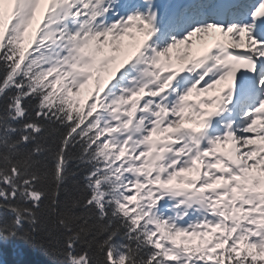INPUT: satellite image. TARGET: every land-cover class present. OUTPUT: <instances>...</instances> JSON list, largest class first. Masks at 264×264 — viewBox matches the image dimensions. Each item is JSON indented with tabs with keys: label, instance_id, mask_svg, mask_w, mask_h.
I'll use <instances>...</instances> for the list:
<instances>
[{
	"label": "snow or ice",
	"instance_id": "obj_1",
	"mask_svg": "<svg viewBox=\"0 0 264 264\" xmlns=\"http://www.w3.org/2000/svg\"><path fill=\"white\" fill-rule=\"evenodd\" d=\"M8 245L264 264V0H0Z\"/></svg>",
	"mask_w": 264,
	"mask_h": 264
},
{
	"label": "trees",
	"instance_id": "obj_2",
	"mask_svg": "<svg viewBox=\"0 0 264 264\" xmlns=\"http://www.w3.org/2000/svg\"><path fill=\"white\" fill-rule=\"evenodd\" d=\"M36 259L28 249L23 247L8 245L0 250V260L3 264H32Z\"/></svg>",
	"mask_w": 264,
	"mask_h": 264
}]
</instances>
